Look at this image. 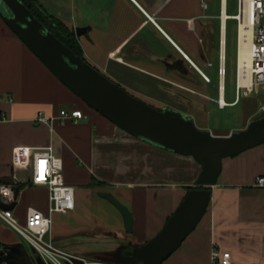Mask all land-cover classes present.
<instances>
[{
    "label": "crops",
    "instance_id": "obj_1",
    "mask_svg": "<svg viewBox=\"0 0 264 264\" xmlns=\"http://www.w3.org/2000/svg\"><path fill=\"white\" fill-rule=\"evenodd\" d=\"M134 1L39 0L74 34L86 27L75 34L84 61L151 106L181 112L214 135L231 131L210 126L211 104L223 110L244 100L240 130L261 117L262 93L235 102V88L226 94L225 78L218 75L222 62L225 67L227 16L236 13L228 12L227 0ZM236 48L237 43L235 63ZM71 109L82 110L85 118L56 119ZM39 112L53 119L37 122ZM49 144L62 158L75 206L51 215L48 237L88 260L104 262L154 237L201 169L191 156L139 140L90 108L0 17V179L11 178L18 189L10 209L19 222L27 207L46 213L48 197L44 186L30 182L29 169L13 165V149ZM258 176H264V142L224 157L203 217L162 264H210L213 249L229 251L232 264H264V188L253 186ZM102 192L129 209L132 232L124 230L121 213ZM82 238L85 244H78ZM31 249L0 220V264H35Z\"/></svg>",
    "mask_w": 264,
    "mask_h": 264
},
{
    "label": "water",
    "instance_id": "obj_2",
    "mask_svg": "<svg viewBox=\"0 0 264 264\" xmlns=\"http://www.w3.org/2000/svg\"><path fill=\"white\" fill-rule=\"evenodd\" d=\"M0 17L57 79L90 108L133 137L169 152L189 155L200 164L193 187L158 233L141 245L120 249V256L104 261L108 264H162L203 217L211 198V186L221 172L222 159L264 142V116L253 119L244 129L214 135L198 128L181 112L155 108L128 93L59 41L19 0H0ZM85 31L86 27H77L75 34L80 36ZM0 182L14 185L11 178L0 179ZM17 190L14 187V195ZM100 195L119 210L124 230L132 232L133 216L129 209L110 193ZM13 205V202L0 203L3 208ZM31 250L36 264H44Z\"/></svg>",
    "mask_w": 264,
    "mask_h": 264
},
{
    "label": "built area",
    "instance_id": "obj_3",
    "mask_svg": "<svg viewBox=\"0 0 264 264\" xmlns=\"http://www.w3.org/2000/svg\"><path fill=\"white\" fill-rule=\"evenodd\" d=\"M144 13L153 20L152 16L145 11ZM227 17L236 21L235 102L241 97L262 93L263 101L259 102L257 111L261 116H264V0H237L236 13ZM242 23L251 27V37L248 43L250 59L248 66L239 63V35ZM183 55L187 58L185 54ZM221 56L224 60V54ZM190 63L193 64L191 61ZM224 74V66L219 67L218 75L223 77ZM202 75L205 80L209 81L206 75ZM219 90H222V86H219ZM218 104L225 105L220 99H218ZM83 118H85V114L80 109L61 110L56 116V119L60 121ZM52 119L41 112L35 117L37 122L43 123ZM12 163L17 168L30 170V182L33 185L46 188L48 208L47 212L43 213L37 208L27 207L25 221L22 223L14 216L12 209L0 206V220L27 242L44 264H108L75 255L55 245L49 237L48 240H45L52 225L51 215L55 212L71 211L75 206L74 188L66 182L63 175L62 158L54 153L52 145L16 146L13 149ZM253 186L264 188V176L256 177ZM14 201V186L0 182V203L10 204ZM210 259V264H232L229 251L213 249Z\"/></svg>",
    "mask_w": 264,
    "mask_h": 264
},
{
    "label": "rangeland",
    "instance_id": "obj_4",
    "mask_svg": "<svg viewBox=\"0 0 264 264\" xmlns=\"http://www.w3.org/2000/svg\"><path fill=\"white\" fill-rule=\"evenodd\" d=\"M236 7V0H227V9L229 13L236 12L234 10ZM227 45H226V59H225V75L224 83L226 94L234 93L235 88V43H236V21L234 19L228 20L227 23ZM243 101L235 107H226L223 110H217L213 107L214 104H211L210 109L208 110V122L210 126L216 131L224 133L226 131H238L240 130L238 126L241 125L243 120ZM258 112V111H257ZM260 116V114L258 113ZM114 236V233H110ZM45 240H48V235L45 236ZM85 238L80 239L78 244L83 243ZM82 242V243H81ZM80 251L81 248H78ZM91 248H88V250ZM81 255L87 256L84 253H79ZM34 260V259H33ZM33 261L30 260L29 264H32ZM35 263V261H34ZM28 264V263H27ZM36 264V263H35Z\"/></svg>",
    "mask_w": 264,
    "mask_h": 264
},
{
    "label": "trees",
    "instance_id": "obj_5",
    "mask_svg": "<svg viewBox=\"0 0 264 264\" xmlns=\"http://www.w3.org/2000/svg\"><path fill=\"white\" fill-rule=\"evenodd\" d=\"M37 20L49 30L59 41L81 57V49L76 35L59 19L49 14L39 0H19ZM192 187H188L190 189Z\"/></svg>",
    "mask_w": 264,
    "mask_h": 264
},
{
    "label": "bare ground",
    "instance_id": "obj_6",
    "mask_svg": "<svg viewBox=\"0 0 264 264\" xmlns=\"http://www.w3.org/2000/svg\"><path fill=\"white\" fill-rule=\"evenodd\" d=\"M250 37H251V27L249 25H247L246 23H244V24L242 23V25L240 27V35H239V41H240L239 63H240V65H243V64L245 66L249 65L250 59H249V55H248V43L250 41ZM222 61H223V59H222Z\"/></svg>",
    "mask_w": 264,
    "mask_h": 264
}]
</instances>
